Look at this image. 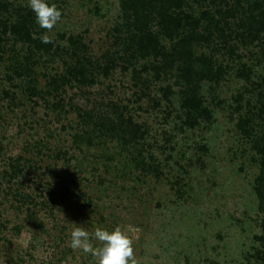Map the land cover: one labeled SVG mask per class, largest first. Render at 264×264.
<instances>
[{"label": "rangeland", "instance_id": "obj_1", "mask_svg": "<svg viewBox=\"0 0 264 264\" xmlns=\"http://www.w3.org/2000/svg\"><path fill=\"white\" fill-rule=\"evenodd\" d=\"M182 1L209 20L165 34L152 13L142 53L128 0H51L63 14L51 32L28 0H0V264H95L69 247L77 225L120 226L138 264H264L262 35L237 28L244 0ZM23 19L48 53L14 39ZM193 31V60L220 74L188 84L182 70L203 68L179 48ZM77 61L85 79L68 82ZM186 87L212 117L192 129Z\"/></svg>", "mask_w": 264, "mask_h": 264}, {"label": "trees", "instance_id": "obj_2", "mask_svg": "<svg viewBox=\"0 0 264 264\" xmlns=\"http://www.w3.org/2000/svg\"><path fill=\"white\" fill-rule=\"evenodd\" d=\"M179 2V3H178ZM182 0H128L127 7L129 9H133V15H134V21H133V27L135 28V35H133L134 39H138L136 41V45L140 48V52L144 53L147 52L148 47L147 45L152 44L151 34L148 32L147 24L150 21V18L152 13H155L157 15L159 24L165 34H169L170 31H175L176 33L185 30V28H191L192 30H196L198 26H200V22L204 20H209V17L207 16V13H202L201 17L199 19H193L189 15H185L184 12L180 11L182 9ZM244 3L247 5V12L250 13V16L245 19V21H241L238 23L237 28L243 29L248 33V36H251L252 39L257 40L258 38H261L263 40V49H264V0H244ZM238 4H240L238 2ZM178 10V11H177ZM0 12H1V6H0ZM227 13V12H226ZM225 20V19H224ZM32 21H28V19H23V22L21 23V26L12 27L13 31L12 34L15 38H18L19 41H24L29 43L33 47L34 50H37L38 52L40 50H45V52H49L51 48V44H45L42 43L41 40L39 41H33L31 39V31L29 28L32 26ZM220 24L219 22H216L217 26ZM2 26V23H0V28ZM6 30V29H4ZM215 30L217 32H220L222 34V37H224V31L221 29H217L215 27ZM196 31L191 32V34L186 35L179 44V48L183 52V54H186L185 62L189 63L191 62V59L193 60L194 53L191 50V44L193 41H198L200 39L197 38V40L194 38L197 36L195 33ZM6 33V31H4ZM169 36V35H168ZM171 36V35H170ZM1 37V34H0ZM141 37V38H140ZM133 39V41H134ZM16 40V39H15ZM1 41V38H0ZM1 43V42H0ZM76 63L79 68H68V74L70 76V79H68V82H70L71 78H73L77 83H81L85 79V69L83 68V65H80L79 61ZM193 62H195V66L203 64V68L200 70L196 69H190V70H182V73L185 71V74L183 73L182 78L186 80V83H190L192 80V76H196L199 80H209L210 78L217 77L220 72L217 70L216 72L213 71L211 60L209 59H203L200 60V58L195 57ZM110 67H105L102 69L103 73L107 75L109 73ZM181 70V69H180ZM17 72V70H16ZM17 74V73H16ZM57 81H53L55 83ZM65 83H67V80L65 79ZM188 83V84H189ZM262 94L260 95L261 104L263 105L261 114H264V78L262 80ZM169 93V92H168ZM201 97L199 95V91L195 90V88L186 87V89L181 92L180 95V108L184 111V121L183 124L187 128H194L198 125L199 119H205L209 121L212 117L210 112L206 108L202 106ZM101 124V123H100ZM132 130L135 134V139L138 137L137 133L140 131V129L136 126H131ZM264 142V141H263ZM262 154V166L264 168V144L261 149ZM260 182L264 186V181L262 178H260ZM260 185L257 189H255V193L258 197H260L261 200H263L264 203V187ZM262 261L264 263V252L262 256Z\"/></svg>", "mask_w": 264, "mask_h": 264}, {"label": "clouds", "instance_id": "obj_3", "mask_svg": "<svg viewBox=\"0 0 264 264\" xmlns=\"http://www.w3.org/2000/svg\"><path fill=\"white\" fill-rule=\"evenodd\" d=\"M28 7L34 13L39 28L47 32H51L62 20V11L51 0H28ZM41 42L48 44L52 40L45 33ZM69 247L90 254L95 264H138L133 239L120 226L111 231L97 227L89 232L77 225L70 233Z\"/></svg>", "mask_w": 264, "mask_h": 264}]
</instances>
